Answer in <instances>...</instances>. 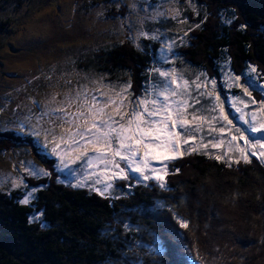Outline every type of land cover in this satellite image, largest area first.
Wrapping results in <instances>:
<instances>
[{
    "label": "trees",
    "instance_id": "16d2710c",
    "mask_svg": "<svg viewBox=\"0 0 264 264\" xmlns=\"http://www.w3.org/2000/svg\"><path fill=\"white\" fill-rule=\"evenodd\" d=\"M193 1L204 10L203 25L185 60L215 79L222 96L227 73L249 81V66L264 84V0ZM149 45V52L130 44L106 52L100 70L128 72L139 95L158 48ZM24 141L32 142L0 132V148ZM250 158L229 167L192 153L170 164L168 190L131 180L119 184L121 196L107 198L58 183L49 162L48 177L26 180L43 186L34 201L0 192V264H264V164ZM33 214L41 222H32Z\"/></svg>",
    "mask_w": 264,
    "mask_h": 264
},
{
    "label": "snow or ice",
    "instance_id": "6c2138e0",
    "mask_svg": "<svg viewBox=\"0 0 264 264\" xmlns=\"http://www.w3.org/2000/svg\"><path fill=\"white\" fill-rule=\"evenodd\" d=\"M162 15L165 14L157 11L151 19ZM179 15L174 10L172 18ZM180 22L187 23V20ZM140 23V29L134 33L130 25V38L137 47L141 38L160 40L159 30L145 31L143 20ZM175 45V40L162 41V63H174L171 55ZM249 68L250 79L246 84L240 83V75L231 72L227 73L225 83L240 88L248 98L234 97L232 107L247 126V132L261 139H253L233 123L216 91L215 79L203 72L189 79L175 67L165 69L155 63L146 70L149 80L139 95L132 91L131 81L116 85L106 83L103 78L93 79L89 84L75 86L74 92L69 91L62 97L53 95L38 115L29 114L25 120L31 123L33 135L39 136L43 131L44 146L52 145L51 154L58 158L63 169L71 171V165L80 164L75 183L70 184L72 187H89L105 198L115 191L116 180L135 179L137 183L155 180L160 188L168 190L165 177L171 162L201 150L229 167L241 160L251 163L250 157L264 164V115L257 116V112L264 113V102H259L256 110H245L249 104L258 103L250 91L254 83L251 74L257 70ZM258 86L264 90V84ZM45 124L48 127H43ZM20 126L24 127V122ZM56 128L62 129L59 135ZM209 147L226 150L213 155L207 151ZM230 153H239V156L234 158ZM29 174L50 175L42 168H32ZM12 183L15 186L17 181ZM33 198L34 191L29 190L20 203L29 204ZM179 224L181 228H188V222L183 219ZM125 228L132 226L125 224Z\"/></svg>",
    "mask_w": 264,
    "mask_h": 264
},
{
    "label": "rangeland",
    "instance_id": "374dc122",
    "mask_svg": "<svg viewBox=\"0 0 264 264\" xmlns=\"http://www.w3.org/2000/svg\"><path fill=\"white\" fill-rule=\"evenodd\" d=\"M18 1H21L20 5L16 4ZM174 10L180 13L176 19L172 18ZM157 11L165 15L158 16L156 20L151 19ZM203 12V8L193 0H0V132L14 131L16 135L32 141L15 144L12 148H0V192L20 191L24 198L26 192L32 190L34 198L30 202L34 201L43 186H30L26 180H38L49 175L33 176L29 172L32 168L47 171L45 166L49 162L53 163L52 170L57 175V182L72 187L70 184L75 183L80 164L71 165V171L63 169L58 158L51 154L52 145L44 146L43 131L39 136L33 135L32 125L25 117L29 114L38 115L53 95L62 97L69 91L74 92L75 86L89 84L93 79L103 78L106 83L116 85L131 81L126 71L110 74L100 70L101 63H105L106 52L129 44L136 50L149 52V43L155 44L158 48L148 69L154 63L162 64L165 69L175 67L189 79L203 72L185 60L184 50L191 46V42H194L192 36L201 29L203 22L200 16ZM185 19L187 23L180 22ZM7 20L11 22L7 24ZM141 20L145 31L159 30L162 33L159 41L141 38L138 42L140 47L133 43L130 25L134 33L140 29ZM197 24L200 26L195 27ZM186 31L187 36L184 35ZM166 39L176 41L171 55L174 63H162L160 59L162 41ZM146 75L148 81V71ZM251 77L254 83L250 91L258 103L249 104L246 111L258 109L259 102H264V90L255 83L254 73ZM246 82V79L240 81L241 84ZM230 88L222 87L224 100L218 85L216 87L230 119L253 139H261L247 132V126L238 119L232 107L234 97L248 98L243 96L240 88ZM231 90L239 93L233 94ZM262 115L264 113L257 112V116ZM21 122H24V127L20 126ZM43 127L48 126L45 124ZM55 131L59 135L62 129L56 128ZM48 139L51 140V137ZM240 143L243 144V141ZM224 150L209 147L207 151L214 155ZM200 153L204 154V151ZM229 155L235 158L239 153ZM12 180L17 181L15 186ZM20 180L24 183H18ZM129 181L116 180L115 191L109 196H121L123 190L119 184ZM132 181L142 186L150 183L159 186L155 180L140 183L135 179ZM72 188L90 190L89 187ZM41 219L40 214L31 215L32 222H41Z\"/></svg>",
    "mask_w": 264,
    "mask_h": 264
}]
</instances>
